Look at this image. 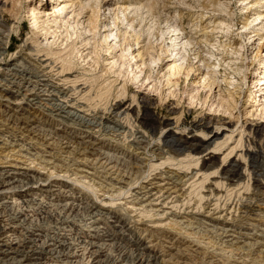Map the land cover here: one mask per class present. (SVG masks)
<instances>
[{"label":"rangeland","instance_id":"1","mask_svg":"<svg viewBox=\"0 0 264 264\" xmlns=\"http://www.w3.org/2000/svg\"><path fill=\"white\" fill-rule=\"evenodd\" d=\"M0 1L5 3L2 6L0 5V13L3 16L4 23H6L8 27V31L13 27V29H10L12 32L10 34L11 42L9 50L0 63V69L4 68L6 66L5 64L11 59H21L23 57L26 60V63L27 61L29 62L28 64L24 62V65L28 66L29 69L40 73H42V71L43 73H52L53 75H50L52 76V81H60L57 82L58 84L65 83L67 80L63 81V78L67 76L69 77L68 80L71 81L76 80L75 77H79L74 92L67 94L58 93V97L56 96L57 100H52V96H48L49 100H43L39 104L34 105L27 104L26 99L23 98L24 100H20L22 107V110L20 111L21 113L14 114L13 117L11 116L9 120L6 121L3 120V117H0V137L2 136L1 138H5L3 139V142L7 140L5 142L6 144H0V162H3H1L0 165L6 166L12 163V165L17 164V166L23 168L31 167V169H35L36 172L39 171L38 175H40L41 178H44L49 184H59L61 180H65L69 185L68 188H71L72 196L80 199V201L83 200V204H85V202L89 203L90 200L91 202L101 201V199L103 201L110 200L115 204L112 207L113 210L121 215L120 217L123 218L126 225L131 227V230L133 229L131 232L127 229H114L107 227V230V228H104V232L110 231L105 233H111L110 235L113 237H110L109 241H105L107 243L105 247L106 251L97 259L98 262L96 263V261H91L90 251L85 248L86 243L83 244L81 242L82 239L80 238V235L84 231L85 226H87V223L89 222L88 219L90 218L89 212H86L88 211L87 206H84L83 204L77 206V202L74 201L73 209H62L61 211L59 208L56 212L60 210L61 213L60 211L56 213L50 208L49 203L53 199V203L59 204L61 200L59 201L58 197L47 192L38 191L41 192V195H38V199L41 202L42 209L40 204L25 201L24 203L21 198H17L16 195H11L10 201L12 203L2 209L0 213L1 215L3 214L2 218L5 220L7 219L6 221L8 222H23L21 224V227L23 228L20 227L22 230L18 228L20 231L17 229V233L14 234L15 236L24 237L30 232H38L43 236L40 240L42 242L43 240H47L54 236L66 235L67 237L70 236L68 238L72 239L73 245L77 248L72 249H76L74 259H64L63 257L66 253L63 252L60 254L61 258L59 257L60 259H58V261L54 260L53 262L52 259H46L42 264H56L57 262L58 264H67V261L69 264H137V261H147L150 257L152 264H264V163L262 162L260 167L261 170L257 173V175H259L251 178L246 175L239 178L240 180L238 177L230 178L231 176L220 178L219 175L212 174L211 171L213 170H208L209 172L207 171L209 175L212 174L210 177H207L208 175H205L207 174L206 171H204V169L200 170V165H195L193 159H195L196 156L195 158H191L193 156L191 154V157H187V152H184L183 154L176 156L178 157V161L165 160L167 157L166 155H157L154 141L160 136L163 128L160 126H164L166 123H172L170 128H173V131H183V133H186L187 131H194L197 129L195 126L202 124L201 118L208 119L207 117H211L215 121L218 117H221L224 122L230 121L233 127L236 126L235 124L239 118L242 122L251 121V124L253 125L259 124L261 129L260 138H255V142L257 149L261 150V146L263 148L264 145L263 115L259 117L255 114H248L246 119H244L245 115L243 114L247 111V108L253 109L255 107V105H253V107L250 106L251 102L249 104L245 103L246 94L249 92L251 86V72L249 73V71L244 70V72L247 71L246 78L244 79L242 75L239 78L231 75L232 70L222 64L217 67L216 73L211 75L212 78H216L220 82L219 84L221 87H216V94L219 93L226 97L228 91L225 88L227 87L229 92L231 94L233 93V97L238 100L237 109H233L231 106L232 109L230 108V110H232V115L230 116H225V114L221 112V109L217 106L218 96H216V94L215 97L214 94L207 95L208 92L205 91L206 88L203 91L196 93L195 96V91L198 88L199 90H202L201 84H195L200 77L198 73L201 72L196 66L191 68L187 80L183 78V75H174L175 77H172L173 75L171 76V79L173 78L172 81H177L178 83L175 89L176 91H174L172 95L168 94V92L169 90L174 89L173 87L171 89H165L166 86L161 88L162 81L164 80L163 83H165L168 76V73L163 75L166 71V69H164L165 61L161 63V66L158 62V65L152 70H147L145 73H141V77L144 75L146 77L148 75L150 76L149 79L142 84L140 81L136 82L134 80L131 81L126 79L125 67L121 68V74L119 76L114 75L112 72L113 69H108L109 66L105 65L106 56L102 55L103 52L101 54V51L100 56L92 58L93 61L96 62L93 66L85 65V69H87L88 72L82 71V68L77 67L71 73H68L69 75L59 76L58 74H55L60 65L58 61L55 62L53 58L46 57L43 51L36 54L35 50H29V47L43 49L46 47L44 45L46 40L44 39L42 32H40V28H37V26H41L40 23H31L32 16H27L26 9L28 1ZM210 1L212 0H140V2H137V0H129L128 2L133 4L139 3V5H142L139 15H137L136 18V14L133 12L130 13L131 16L130 14H128V16L134 20V28L141 34L138 41L140 47L139 51L143 53V58H149L150 56L158 54L162 45V43H160V38L167 37L164 33L168 25L176 23V25L183 29L181 30L182 33L187 32V35L193 39L192 50L187 48L182 51L185 53L183 66L194 63V54L197 51H199L203 57L208 58L209 63H217L209 57L211 53L216 55L217 53L223 52L224 54L226 50L229 53L232 49L231 47H228V45H232L233 43L243 44L242 39L245 38V36L243 35L241 38H237L231 34L227 35L225 33L226 27L222 28L224 29L223 33H219L217 30L220 28L217 26L219 19L216 18H221L223 21L228 22L229 25H231V29H236L234 31L235 34L241 30V24L244 22V18L249 21L251 20L254 11H264V7H256L254 8V11L251 10L245 12V10H240L241 3L238 0H218V2L227 6L226 12H220L219 14L217 7H215L214 3H209ZM150 3L153 6L152 8H149L148 6ZM214 8L217 10L212 11L211 9ZM206 11H208V14H205L202 19L197 17V14L201 12L205 13ZM227 12H229L230 16L226 14ZM86 15L89 16L90 13ZM100 16L101 21L96 29L101 26L103 21V16ZM41 19L42 18L37 20V22ZM137 23L140 24L137 25ZM122 28L125 27L122 26ZM50 30H54L56 34L52 31L53 33L48 35L50 36L48 39L49 42L52 41V36L55 35V37H58L60 34L59 29L55 30L51 28ZM251 30H253V28L248 30V32H250V34H248L249 36L254 33L251 32ZM121 31L123 32L125 29H121ZM64 33L65 32H62V34ZM121 38L122 37H120V39ZM60 39L61 38L55 40L56 43L51 46L52 50H57V48L63 46H60ZM166 41L168 45L171 44V40L166 39ZM121 42L122 40L120 43ZM218 44L223 46L217 47ZM234 45L235 44H233V47ZM123 46L124 45L119 46L118 49ZM263 53L264 52H262V55ZM216 57L219 59L222 55H216ZM249 60L248 62H250ZM36 66L37 68H35ZM168 67L169 64L167 68ZM244 68H246V66H244ZM206 70L207 69L204 68L203 73H205ZM251 70H253V68ZM116 77L117 80H114ZM158 78L161 83L158 81ZM149 81L150 83L146 85ZM243 81L242 90L237 91V93L234 92L235 89H233L232 85L226 86L228 83L239 84ZM124 82L127 85L125 93L119 96L120 87ZM19 83L20 80H14V85L17 84L20 87ZM67 85L69 86L70 83ZM151 85H153L152 88H150ZM196 85L199 86L197 87ZM155 87L156 90H154ZM36 88L39 89V86H36ZM263 94L264 93H262V95ZM99 95H101V97H99ZM144 95L150 97L151 100L149 104L142 101ZM191 95L194 96V103L192 104L190 103ZM262 97L261 99H263ZM60 100H69L75 108L59 109L60 107L57 105L59 103L62 104ZM116 100H122V107H127L131 103V107L137 114V118H139L138 122L145 114H151L153 116L157 123L153 137L150 136L151 141L141 145L131 144L129 139L126 141L111 140L109 142L99 139L97 142L96 138H102L105 130L107 128L109 129V125L110 127H112V125L106 123L105 120L100 121L96 118V121H98L96 122L95 120L90 119L93 116H100L101 119H107L109 115L113 116V110H116V107L113 106V104ZM258 103L256 97L252 101V104ZM78 104L81 107H79ZM111 106H113L112 110H107ZM77 109L82 111H78ZM72 111L76 112L79 117L75 115V117H72L73 120H69L67 119V113H71L72 115ZM239 111L241 114H239ZM60 115L66 117L61 118ZM27 117L36 122L34 125L36 128L33 129V126L23 122ZM177 117L180 118L178 120L179 122L177 121L180 129L179 127L178 129L174 128ZM21 119H23V121ZM85 119L91 122L94 121L95 125L99 122L101 124L99 123L97 127L90 129L85 127ZM138 122L136 125H138ZM103 124L105 126H103ZM142 130L147 131V134H151V131L147 127L144 129L142 128ZM79 131H81V133ZM197 131L195 130L194 133L197 134ZM82 133L92 137L89 143L81 142L76 138ZM228 144L229 147L234 145V143L230 142ZM175 147L176 146L173 148ZM9 149L13 150H10L8 154ZM110 149L115 151L119 150L122 152V155H129L130 158H119L116 161L112 160L109 162L102 158L101 153ZM164 150H166V148ZM238 152L239 150L234 154H238ZM216 156V163L220 164L223 153L220 152V154H217ZM160 159H162L163 162ZM124 160L126 162H124ZM191 162H193L194 165H191ZM212 162L210 164H212ZM163 163L166 164L163 165ZM170 163L171 165L169 167ZM180 163H186L187 165L184 164V166L181 167ZM188 163L191 164L189 165ZM151 164H155L154 166L158 167H151ZM179 164L182 168L180 169L181 171L178 170L180 167L177 168ZM136 166H141L143 169L137 170ZM186 166H190L191 168L195 166L197 169L193 167L190 170L192 173H188L187 177L178 175L177 177L180 179L176 178L178 182L181 180L180 185L171 188L173 184H167L168 182L170 183V180L164 178L167 176L162 172L172 169L171 171H176L182 174V171L186 169ZM196 173H198V175H196ZM204 175L207 179L204 178ZM253 179L260 181H257L258 183L255 181L253 182ZM216 180H218V183ZM150 183H153L151 184V187L153 186L157 188V190L159 187L162 190L161 195L163 196L161 199H164L165 202L167 201L166 204L154 205L155 202L151 205H148L146 202H143L144 204H142V202L134 199L130 194L132 192L131 188L137 189L133 187H146L149 186ZM216 184L218 185L217 187ZM42 193L44 196H42ZM43 206H49L52 211L45 212L44 214ZM161 209L163 212H161ZM195 211L197 212L195 213ZM210 211L213 214L210 213ZM18 212L21 213L19 214ZM218 215H220L225 222H228L229 226L225 227V229L231 231H226L220 224L213 222V218ZM227 215L230 217H227ZM13 216H16L15 219ZM170 225L171 227H169ZM118 230H121V232ZM64 231L67 234H65ZM3 232L4 229L0 228L1 235ZM8 233L10 234V232ZM18 233L20 234L17 235ZM187 233H190L191 235ZM233 236L237 243L235 245L231 244V246L230 243H228V240ZM136 238H139L140 241L145 244L147 243L148 245L155 244L154 248L157 251L156 254L153 252H140L133 248L134 246H131L129 241ZM148 241L150 243H148ZM38 242L39 241H37V244ZM65 252H67V250ZM152 254L154 257L159 258L157 262L152 258Z\"/></svg>","mask_w":264,"mask_h":264},{"label":"bare ground","instance_id":"2","mask_svg":"<svg viewBox=\"0 0 264 264\" xmlns=\"http://www.w3.org/2000/svg\"><path fill=\"white\" fill-rule=\"evenodd\" d=\"M27 1H28L27 9H26L27 16L28 17L32 16L31 23H40L41 26H37V28H40V32H42V35L44 39L46 40V43L44 44L46 47H44L43 49H40L38 47L37 48L29 47V50L30 51L35 50L36 54H38L39 52L41 53L43 51L46 57L53 58L55 62L58 61L60 65L57 71L55 72L56 75L58 74L59 76H67L69 75L68 73H71L77 67L82 68V71H87V69H85V65L93 66L96 62H94L92 58L96 56H100V51H101V54L103 52L102 55L106 56L105 65L109 66L108 69H113L112 72L114 75L119 76L121 74L120 73L121 68L125 67L126 79H129L131 81L134 80L136 82L140 81L141 84L144 81L148 80L150 77L149 75L147 77L145 75L141 77V73L143 72L145 73V71L147 70L148 71L152 70L158 65V62L160 63V66H161V63L165 61L164 69H166V71L164 72L163 75H165V73H168V76L165 80V83H163L164 80L162 81L161 88L163 86H166L165 89H171L173 87L174 89L169 90L168 92V94H171V95L172 93H174V91H176L175 89L178 84L177 81H172L173 78L171 79V76L173 75L172 77H175L174 75H183V78L187 80L191 72V68L196 66V68L199 71L201 70V72L198 73L200 77L198 78V81L195 84H198V83L199 85L201 84L202 90H199L198 88L195 91V96H196V93L201 92L206 88L205 91L208 92L207 95L214 94V97H215V94H216L215 92H217L215 91L216 87H221V86L219 84L220 82L216 78H212L211 75L212 74L214 75V73H216V69L218 66L224 64L226 65V67L232 70L231 75L237 76L239 78L242 75L243 78L245 79L247 71H249V73L250 72L252 73V76L250 77L251 86L249 88V92L247 90L248 93L246 94L245 103L249 104L251 102L250 106L253 107V105H255V107L253 109L247 108V111L243 113L245 115L244 119H246L248 114L249 115L255 114L259 117L263 115L262 117L264 118V94L262 95V93H264L263 92L264 91V53L262 55V52H264V11L263 12L254 11L255 10L254 8L256 7H264V0H238L241 3L240 4L241 11L245 10V12H249L253 10L254 14L251 20L249 21L248 19L244 18V22H242L241 24V30L235 34H234V31L236 29H231V25H229L228 22L223 21V19L221 18H216V19H219L217 23L218 28L220 27L219 29H217L219 33H223L224 29L222 28L226 27L225 33L227 35L231 34L237 38L238 37L241 38L244 35L245 38L242 39L243 44L233 43L235 44L234 47H233V44L228 45V47H231L232 50L230 49L231 51L229 53L227 52V50L225 51L224 54L223 52L217 53L216 55H222V57L219 59H217L215 54L210 52L211 55L209 57L212 58L213 61H216L217 63H214V62L209 63V59L203 57L201 53L197 51L194 54V60H193L194 63L189 64V65H184V66H183V63L185 61V56H184L185 53L182 51L186 50L187 48H189V50H192L193 48L192 40L193 39L187 35V32L182 33L181 30L183 29L179 27L178 25H176V23L168 25L164 33L167 35V37L160 38L161 39L160 43H162V45L160 47L158 54L155 56H150L149 58L148 57L143 58V53L139 51L140 47H139V41H138L141 34L135 30L134 20L128 16V14L132 12L136 14L135 18L137 17V15H139V11L142 6V5H139V3L133 4L131 2H128L129 0H115V1L114 0H27ZM137 2H140V0H137ZM209 3H214L215 7H217L218 9L219 14L220 12L221 13L226 12L227 10V6L223 3L218 2V0H212ZM4 4L5 3H2V1H0L1 6ZM148 6L149 8L153 7L151 3L148 4ZM217 9L214 8L211 10L215 11ZM88 13H90L89 16L86 15ZM205 14H208V11H206L205 13L201 12L197 14V17H200L202 19L205 16ZM226 14L230 16L229 12H227ZM100 15L103 16L102 18L103 21H102L101 26L98 29H96L97 25L100 24V21H101ZM40 18L42 19L39 22H37V20H39ZM138 24L140 23H137V25ZM122 26L125 28H122ZM51 28L55 30L59 29L60 34L58 37H55V35L52 36L53 39L51 42H49L48 39L50 38V36L48 35L54 32V30H52L53 32L50 30ZM250 28L251 29L253 28L251 32H254V33L249 36L248 34H250V32H248V30H250ZM10 29H13V27H11ZM10 29L8 31V27L6 23H4L3 16L0 13V63L5 58L9 50V45L11 42L10 34L12 32V30ZM121 29H125V31L122 32ZM62 32H65V33L62 34ZM54 34H56V32H54ZM120 37L122 38L120 39ZM59 38H61L60 46L61 45L63 46L60 48H57V50H52L51 46L54 45L56 43L55 40H58ZM166 39L171 40L170 41L171 44L168 45ZM121 40L122 42L120 43ZM77 41H78V44H77ZM121 45H124V46L118 49V47ZM220 46H223V45L218 44L217 47H220ZM14 59L15 58L11 59L7 64H5L6 66L4 68L0 69V106H1L0 117H3L4 121L9 120V118L11 116L13 117L14 114L16 115L17 113H21L20 111L22 110L21 109L22 107H21L20 100L23 98L26 99L27 104L34 105V104H39L43 100H49L48 96H52V100H57L58 93L67 94L70 92H74V90H76V86H77L76 83L79 77H75L76 80L71 81V80H68L69 77L67 76L63 78V81L67 80L65 83L58 84L57 82H60V81H57V82L52 81L51 79L52 76H50V75H53L52 73L51 74L45 73V72L43 73V71L42 73H40V72H36V71L29 69L28 66L24 65V62L26 63V60L23 57L21 58L22 60L20 58H17L15 60ZM248 60L250 62H248ZM167 62L169 64L168 68H167L168 66ZM28 63L29 62L27 61L26 64ZM244 66H246V68H244ZM35 68H37V66ZM204 68L207 69L205 73H203ZM252 68L253 70H251ZM244 70H247V71L244 72ZM15 79L20 80V83H19L20 87L17 84L14 85ZM114 80H117V77ZM158 81H159V78H158ZM125 82L120 87L119 96L125 93V88L127 86ZM68 83H70L69 86L67 85ZM148 83H150V81L147 82L146 85ZM243 83L244 81L239 84L228 83L226 84V86L232 85L233 89H235L234 92L237 93V91L242 90ZM199 85H196V86L198 87ZM36 86H39V89L36 88ZM152 87L153 85H151L150 88ZM225 89L228 91L226 97H224L225 95H220L219 93L216 94V96H218L217 106L221 109V112L225 114V116L227 115L230 116L232 115L231 114L232 110H230V108L232 106L233 109H237L238 100H236L233 97V93L231 94L227 87ZM154 90H156V87L154 88ZM99 97H101V95H99ZM193 97L194 96L192 95L190 97L191 104L194 103ZM256 97L259 103L252 104V101ZM261 97L263 99H261ZM150 100H151L150 97H148L147 95H144L142 98V101L144 103L149 104ZM60 101L62 104L59 103L57 105L58 107H60L59 109L75 108V106L71 104L69 100H60ZM121 101L122 100H116V102L113 104V106L116 107L115 108L116 110H113L114 111L113 116L109 115L107 119H103V118L101 119L100 116L91 117L90 120L96 121V118H97L100 121L105 120L106 123L112 125V127H110L109 125V129L108 128L106 129V127L108 126L105 127L106 129L105 133L102 135V138L100 137L96 138L97 142L99 139L105 142L106 141L109 142L111 140L126 141L129 139V142H131V144L141 145L143 143L146 144V142L151 141L150 136L153 137L154 131L156 129V123H157L155 122V119L153 118V116L151 114H145L143 115L141 120H139L138 122L139 118H137L138 117L137 114L134 112L133 108L131 107V103L127 107L126 106L122 107ZM78 106L81 107L79 104ZM113 106L110 107L111 109L109 108L107 110L109 111L112 110ZM77 110L82 111L80 109H77ZM239 114H241L240 111H239ZM75 115L78 116L77 113L73 111H72V115L71 113L70 114L67 113V119L71 120L72 117H75ZM62 117H66V116H61V118ZM207 118L208 119L201 118L202 124L195 126V128H197L195 130L196 131L199 130L197 131L198 132L197 134L194 133L195 130L187 131L186 133H183V131L182 132L173 131V128H170V125L172 123H166L164 126H160V127H163L161 130L160 136L158 139L154 140L155 145H156L155 150L157 152V155H166L167 157L165 160L178 161L177 159L178 157L176 156L181 155L184 152H187V157L188 156L191 157V154L193 155L191 158H195L196 156V158L193 160L195 161L194 162L195 165H200V170L204 169L206 173L208 170H213L211 171L212 174H217L220 176V178L221 177L225 178V176H231L230 178L238 177L239 179L244 175L250 178L253 176H256L257 173H259V170H261L260 167H261L262 162L264 163V145H263V148L261 146V150H259L257 149V145L255 142V138H260L261 129L259 127V124L253 125L251 124V121L242 122L238 118L235 124L236 126L233 127L230 121L224 122L222 120L223 118L221 117H220L221 119L218 117L217 120L215 121L211 117H207ZM179 119L180 118L177 117L175 121L174 128L176 129H178L179 127L178 126ZM21 120L23 121V119ZM85 121H84L85 127H88L90 129L97 127V125L100 123L99 122L95 125L94 121L91 122L86 119ZM23 122H25L28 125L33 126V129L36 128V126H34L36 122H34L33 119H29L27 117V119H25V121ZM137 122H138V125H136ZM103 126L105 125L103 124ZM146 127L151 131V134H147V131L142 130V128L144 129ZM81 131L79 132L81 133ZM1 137H0V144H6L5 142L7 140L3 142V139L5 138H1ZM76 138L80 140L81 142L89 143L92 137L82 133L78 135ZM229 142L234 143V145L231 144L233 146L229 147V144H228ZM174 146L176 147L173 148ZM165 148L166 150H164ZM236 149L239 150L238 154H234L236 153V151H238ZM10 150H13V149H9L8 154ZM120 150L123 151L122 149ZM220 152L223 153V156L220 160L221 161L220 164H217L216 155L220 154ZM101 156L102 158L108 160L109 162H111L112 160L116 161L119 158H122V159L126 157L130 158L129 155L128 156L122 155V152H120L119 150L115 151L111 149L101 153ZM162 159L160 160L162 161ZM124 162L126 161L124 160ZM211 162L212 164H210ZM171 163L169 164V167ZM191 163H188V164L194 165L193 162ZM165 164L163 163V165ZM180 164L179 166H177V168L180 167ZM184 164L187 165L186 163ZM184 164H181V167L184 166ZM154 165L155 164H151V167H154V168L158 167ZM181 167L178 168V170L182 169ZM193 167L195 168V166ZM136 168L137 170L143 169L141 166H136ZM192 168L190 166L189 167L186 166V169L183 168L185 170L182 171V174L176 171L175 172L171 171L172 169L165 171V172H162L161 170L160 171L163 174H166L167 177H164V178L170 180V183L167 181L168 182L167 184H173V186H171L172 188V187L180 185L181 180L178 182L177 176L183 175V177L185 176L187 177V174L191 172L190 170ZM195 169H197V167ZM38 172H36V170L33 168L31 169V167L23 168V167L17 166V164L12 165V163L6 166L0 165V212L2 209H4L5 207H7L8 205L12 203L10 201L11 195H16L17 198H21L23 202L25 201V202H32V203L40 204L41 209H42L41 202L38 199L39 197L38 195H41L42 191L47 192L55 197H58L59 199L58 198L57 199L59 201L61 200L59 204L53 203L52 201L53 199L49 203L50 208L54 212H56L59 208L61 209V211L62 209L63 210L73 209L74 201L77 202L76 203L77 206L78 205L80 206L83 204V200L80 201V199L74 198L72 196L71 190H70L71 188H68L69 185L65 180H61L59 184H56V183L49 184L48 182H46L44 178H41L40 175H38L39 174ZM196 175H198V173H196ZM205 175L206 176L208 175L207 177H210L208 173ZM206 176L204 178H206ZM216 181L218 183V180ZM254 181L257 182L258 180L253 179V182ZM151 184L153 183H150L149 186L145 185L146 187H142V188L133 187L137 189L131 188L132 192L130 194L134 197V199H137L139 202H142V204H144L143 202H146L148 205H151L154 202H155L154 205L166 204L167 201L165 202L164 199H161V197L163 196L161 195L162 190L159 187H158V190L157 188L153 186L151 187ZM217 186L218 185L216 184V187ZM142 189H145V190H142ZM38 191H41V192H38ZM42 196H44L43 193H42ZM83 205L87 206L88 211L86 212H89L90 218L88 219L89 222L87 223V226H85L84 231L81 233L80 238L82 239L81 242L83 244L86 243L85 248H87L90 251L91 261H96L97 263L98 262L97 259L100 256H102L103 253L106 251L105 247L107 243L105 241H109L110 237H113L112 235H110L111 233L106 234L110 231L108 232L105 231L106 232L105 233L103 230L104 228L109 227V228H114V229H127V230H130L131 232L133 229L131 230L130 229L131 227H129L128 225L124 223L123 218L120 217L121 215L118 214V212H116L115 210H113L112 207L115 204L110 200L103 201L101 199V201H93V202H91L90 200L89 203L85 202V204ZM50 208L49 206H45V207L43 206L44 214L45 212L47 213V212L52 211ZM211 211L210 213H212ZM161 212H163L162 209H161ZM196 212L197 211H195V213ZM2 215L0 213V228L4 229V232L2 233V235L0 234V264H42L44 263V261H46V259H52L54 262V260L58 261V259L61 258L60 254L63 252L66 253L65 256L63 257L64 259H72V258L74 259L75 258V255H76L75 250L77 248L73 245L72 239L68 238L70 236L67 237L66 235H62V236L56 235L57 237L54 236L47 240H43L41 242L40 240L43 237L41 233L30 232L27 236H24V237L20 236L21 237L20 238L18 236H15L14 234L17 233L16 232L17 229L18 228L20 229V227L22 226L21 224L23 222L22 223L19 221L18 222H13V221L8 222L6 221L7 219L5 220L2 218ZM227 217H230V216L227 215ZM213 220H214L213 221L214 223L220 224L222 228L224 229L225 227L229 226L228 222H225L221 218L220 215L213 218ZM169 227H171V225ZM225 230L231 231L227 229ZM8 232H10V234ZM119 232H121V230ZM19 234L20 233H18L17 235ZM187 234H190V233H187ZM37 241H39L38 244H37ZM228 241L230 245L231 244L235 245L237 243V241H235L234 236ZM129 242L131 246H134L133 248L137 249V251H140V252L143 251V252H149V253L153 252L155 254L157 252L154 248L155 244L154 245L153 244L148 245L147 243L145 244L144 242L140 241L139 238L130 240ZM148 243L150 242L148 241ZM73 248H76V249L72 250ZM66 250L67 252H65ZM147 258H148V255H147ZM150 258H148L147 261L139 260L137 261V264H152ZM152 258L156 262L159 259L157 257H154V255L152 256ZM96 263H93V264H96ZM56 264H58V262ZM67 264H69L68 261H67Z\"/></svg>","mask_w":264,"mask_h":264}]
</instances>
